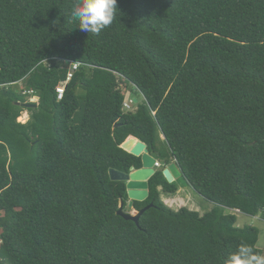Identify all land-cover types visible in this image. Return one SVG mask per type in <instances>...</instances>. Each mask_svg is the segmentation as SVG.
<instances>
[{"label":"trees","instance_id":"1","mask_svg":"<svg viewBox=\"0 0 264 264\" xmlns=\"http://www.w3.org/2000/svg\"><path fill=\"white\" fill-rule=\"evenodd\" d=\"M79 2L0 0V264H229L245 246L263 255L259 229L225 211L264 220V0H117L99 33L79 29ZM73 63L82 67L59 101ZM129 93L142 97L133 112ZM130 137L217 207L174 211L161 194L178 186L159 171L133 203L153 207L139 223L120 217L126 183L109 171L142 168L122 148Z\"/></svg>","mask_w":264,"mask_h":264},{"label":"water","instance_id":"2","mask_svg":"<svg viewBox=\"0 0 264 264\" xmlns=\"http://www.w3.org/2000/svg\"><path fill=\"white\" fill-rule=\"evenodd\" d=\"M163 138L165 140L164 136ZM129 139L132 140L125 142L122 145V148L135 157L141 158L142 168L139 170L132 168L129 173L110 169L109 176L113 182L126 183L129 207L132 208L134 202H145L149 198V181L156 175L158 171L155 169L156 158L151 155L147 145L134 137H130ZM133 139L137 140V143L135 146L130 148L129 144L133 141ZM163 175L167 182L172 184V182H174L176 179L183 177V172L175 162L165 166ZM152 207L153 205L147 207L141 212H138L137 216H134L124 211V203L121 202L118 215L127 221L139 223L142 215Z\"/></svg>","mask_w":264,"mask_h":264},{"label":"rangeland","instance_id":"3","mask_svg":"<svg viewBox=\"0 0 264 264\" xmlns=\"http://www.w3.org/2000/svg\"><path fill=\"white\" fill-rule=\"evenodd\" d=\"M24 85L21 84V88H23ZM128 100L133 99L135 102V107L132 111H135L136 107L139 105V101L142 100V97H137L133 98L131 94L129 93L127 95ZM29 103H36L39 104L38 99H33L34 102H31L30 99H28ZM27 112V113H26ZM26 115V116H25ZM25 117V118H24ZM24 118V120L22 119ZM28 118V119H27ZM31 119V113L29 111H25L22 113L21 117L19 118L18 122L22 124H26L28 121ZM23 120V121H22ZM161 140H164L163 136H161ZM157 162H160L161 160L156 159ZM164 164L162 161L160 162ZM174 163V161H172ZM165 166L167 164H164V168H159L157 171H163L165 169ZM178 186V192L175 193V195H170V194H161V199L165 203L166 206L168 204L165 202L166 200H170V205L173 206L174 211H179L182 208H187L191 211H196L199 212L201 215H204L206 213L211 212L214 210L217 205H215L212 202L207 201L203 197H201L198 193H196L187 183L184 177L179 178L178 180L176 179L174 182ZM161 190V189H160ZM129 203V202H128ZM169 203V202H168ZM169 207V206H168ZM127 213H130L134 216L138 215V211H136L133 207H128L126 209ZM227 215L230 214H235L237 216V227L238 228H245V227H255L259 229L260 231V238H259V243H258V248L263 252L264 255V220L261 216L258 217H251V216H246L242 213L231 211V210H226L225 211ZM2 216V214H0ZM2 243L0 241V249L2 248Z\"/></svg>","mask_w":264,"mask_h":264},{"label":"clouds","instance_id":"4","mask_svg":"<svg viewBox=\"0 0 264 264\" xmlns=\"http://www.w3.org/2000/svg\"><path fill=\"white\" fill-rule=\"evenodd\" d=\"M116 10L117 0H80L72 9L71 16L78 20L81 31L99 33L113 22ZM161 165L164 168V164ZM229 264H264V255L253 254L251 248L241 247L231 256Z\"/></svg>","mask_w":264,"mask_h":264},{"label":"built area","instance_id":"5","mask_svg":"<svg viewBox=\"0 0 264 264\" xmlns=\"http://www.w3.org/2000/svg\"><path fill=\"white\" fill-rule=\"evenodd\" d=\"M81 67H82V64H80V63H73V64H71L70 71L68 73L66 82L64 84H61L57 88V96H58V100L59 101H61L64 98L67 85L72 81L74 74L77 71H79V69ZM25 94L29 95V99L31 100V102H34L33 99H38V101H39V98L36 97L32 91L25 92ZM124 107H125V111L126 112L132 111L134 109V107H135L134 100L133 99H129V100L127 99L126 102H125V104H124ZM161 167H162L161 163L157 162V160H156V164H155L156 171H157V169H159Z\"/></svg>","mask_w":264,"mask_h":264},{"label":"bare ground","instance_id":"6","mask_svg":"<svg viewBox=\"0 0 264 264\" xmlns=\"http://www.w3.org/2000/svg\"><path fill=\"white\" fill-rule=\"evenodd\" d=\"M26 113H27V112H26ZM25 116H26V115H25ZM24 118H25V117H24ZM24 118H22V119L24 120ZM27 119H28V118H27ZM23 120H22V121H23ZM128 140H132V139H128ZM128 140H127V141H128ZM127 141H126V142H127ZM136 143H137V140H134V139H133V141L129 144V147L132 148L133 146L136 145ZM177 180H178V179H177Z\"/></svg>","mask_w":264,"mask_h":264}]
</instances>
